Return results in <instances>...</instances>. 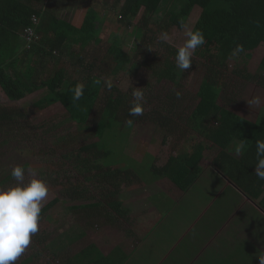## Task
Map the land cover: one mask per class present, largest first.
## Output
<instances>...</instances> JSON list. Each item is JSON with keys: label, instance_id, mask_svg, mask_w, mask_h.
Here are the masks:
<instances>
[{"label": "trees", "instance_id": "16d2710c", "mask_svg": "<svg viewBox=\"0 0 264 264\" xmlns=\"http://www.w3.org/2000/svg\"><path fill=\"white\" fill-rule=\"evenodd\" d=\"M48 1L0 0V87L12 101L24 100L45 89L48 92L45 99L48 105L61 104L66 111L68 123L83 125L77 133L71 134L63 142H66L67 149L72 145L85 143L78 148L74 163L85 180H76L75 184L70 179L64 187L71 199L84 200L87 193L80 188L91 177L99 180L102 185L101 200L75 207V210L82 211L90 219L104 218L111 225L116 221L128 222L130 212L123 206L120 191L124 186L140 184L141 180L131 170L113 168L105 163L97 164L96 161L103 162L111 156V152L101 146L107 133L118 124L121 128L132 126L140 115H129L132 102L128 100V93L113 86L110 89L106 86L108 95L100 108V88L104 84L102 77L94 75L96 65L86 64L82 56L89 47L103 44L96 29L98 11L93 3L104 0L85 1L71 21L53 15L46 8ZM113 1L122 4V22L127 25L136 24L148 32L153 31L151 25L155 23L152 22L154 17L163 11L164 6L168 7V0ZM197 6L201 8V14L192 31L199 30L205 39V43L198 48L205 49L208 53L215 48L217 53L209 54L211 56L208 58L209 64L206 63L205 76L193 97L195 105H192L189 115L181 118L183 126L178 129L184 137H189L185 148L169 157L161 167H153L156 175L153 178H166L181 191L187 192L201 176V165L207 161L208 152L214 150L213 167L249 198L258 202L264 210V180L254 173L257 163L256 141L264 140V106L257 120L252 122L220 105L221 100H227L224 72L228 69L229 62L237 61L241 56L264 45V0H173L167 9V17L155 24L157 29H184ZM33 17L40 20L37 27L38 39L28 50L23 34L26 29L34 27ZM71 43L79 49L80 55L73 51L67 53L68 44ZM237 45H242L243 51L233 55ZM166 48L169 46L166 45ZM66 56L73 60L78 56L74 66L71 61L61 64ZM47 57L50 64L47 63L45 68L46 73H49L41 79L40 72L44 71L43 65ZM127 60L129 59L122 43L116 40L109 45L102 64L106 66L108 74L110 70L124 66ZM52 66L56 70L49 71ZM70 67H74L77 72H71ZM187 75L188 71L172 64L163 77L180 89ZM244 78L264 90V55L258 74ZM77 84L84 85L83 96L74 100L73 90ZM45 100L37 105L42 106ZM163 118L161 125L173 124L170 118ZM128 120H132L131 125ZM22 128H28L29 131L46 130L49 129V124L32 126L21 107L0 106V134L21 135ZM26 132L24 130L23 134ZM97 138L98 142H89ZM3 143H6L4 139ZM240 144L244 147L238 154L236 147ZM83 172L86 173L82 174ZM58 203L59 199H54L44 207L40 218ZM128 225L133 226L130 222ZM126 258L124 252L117 248L109 255L95 260L94 264H124ZM67 261L71 264V260Z\"/></svg>", "mask_w": 264, "mask_h": 264}, {"label": "rangeland", "instance_id": "374dc122", "mask_svg": "<svg viewBox=\"0 0 264 264\" xmlns=\"http://www.w3.org/2000/svg\"><path fill=\"white\" fill-rule=\"evenodd\" d=\"M69 1L76 0H67L65 3ZM172 2L173 0H168L166 5L170 7ZM93 5L98 11L96 29L103 44L89 47L82 56L86 64L96 65L94 75L98 74L102 77L104 84L100 88V108L108 95L105 83H110L111 86L128 93L130 103L133 100L134 90L140 89L144 94L143 113L138 121L124 128L118 124L109 131L101 146L109 150L111 156L103 162L96 161L97 164L105 163L113 168L131 170L132 174L141 180L140 184L124 186L120 191L123 206L130 212L129 217L132 215V219L136 218L134 221L137 222V228L130 227L125 221H116L111 225L104 218L90 219L87 214L75 210V207L101 200L102 185L99 180L91 176H89L91 180L80 188L82 192L86 190L84 192L87 193V197L84 200L71 199L64 187L70 179L75 184L76 180H85V176L74 167L78 148L85 143L72 145L67 149L66 142H63L71 134L77 133L83 125L68 123L66 111L61 104L48 105L45 100L48 92L45 89L24 100L12 101L0 87V106L21 107L27 113L32 126L49 124V129L46 130L29 131L28 128H22L21 135L0 134V190L16 186L11 171L14 167L21 166L25 169L32 168L37 172L36 177L26 172L25 183L36 178L43 180L48 186L49 193L42 202V209L54 199H59V203L39 219L38 232L31 236L30 245L14 264H70L67 259L71 260V264H94L95 260L109 255L117 248L130 254H125L127 258L124 264H128V257L129 264L156 263L155 259L151 262L149 257L150 253L153 256V250L146 249L142 255L140 254L143 243L138 240L150 229L148 226L153 218L151 202H174L170 197L160 194L166 191L167 195L173 197L175 186L166 178H161L159 184L152 183L156 178L152 167L156 168L166 163L169 157L175 156L185 148L186 139L189 140V137H184L178 129L183 126L181 118L189 115L192 105H195L193 97L196 96L205 76L206 63L209 64L208 58L211 56L209 54H216L217 50L213 48L208 53L205 49L197 48L193 53L191 67L186 70L187 78L182 88L177 89L163 77V74L170 65H177L176 52L188 39L186 32L192 31L200 17L201 8L198 6L194 8L184 29L173 27L163 31L157 29L155 24L160 23L168 15L166 13L168 7L164 6L163 11L152 20L155 22L151 25L153 31L148 32L136 24L127 25L120 20L122 4L113 0H104ZM65 17L70 19L69 15ZM162 32H167L170 39L161 41L159 36ZM116 40L122 43L129 60L124 66L110 70L106 74L108 71L102 61L109 45ZM166 45L169 48H166ZM67 48L68 53L72 51L73 46L68 44ZM263 55L264 45L246 56H241L237 61H230L228 69L224 72L227 100H221L220 105L252 122L257 120L264 106V90L244 77L258 74ZM67 56L63 58L61 64L71 61L74 66L73 63H76L77 59L73 60ZM49 60V58L45 59L44 71L40 72L41 79L49 73H46L45 68ZM75 68L69 69L75 73L77 72ZM52 70L56 68L52 66L49 71ZM254 98H259L258 104L250 103ZM44 100L42 106L37 105ZM163 117L170 118L173 124L161 125L160 121L164 119ZM24 130H27L25 134H23ZM3 139L6 143H3ZM98 141L97 138L89 142ZM213 151L208 152L207 161L202 163V173L195 186L201 185V180L211 177ZM84 173L86 172L82 174ZM207 181L203 182L204 190L199 191L195 199L190 197L186 199L198 203L203 202L201 198L210 197L211 183ZM227 191L230 192L227 200L233 199L236 193L230 189ZM226 198V195L222 196V200ZM177 204L180 210L182 205ZM167 236L166 232L164 237Z\"/></svg>", "mask_w": 264, "mask_h": 264}, {"label": "crops", "instance_id": "0c3cea01", "mask_svg": "<svg viewBox=\"0 0 264 264\" xmlns=\"http://www.w3.org/2000/svg\"><path fill=\"white\" fill-rule=\"evenodd\" d=\"M65 1L49 0L46 8L56 17L71 21L85 1L93 2ZM64 15H69L70 19ZM72 51L80 55L75 46ZM210 176L208 181L201 180V185H194L187 192L173 184V197L166 191L161 192L160 195L170 197L176 203L151 202L153 218L148 226L150 229L138 240L143 243L141 255L146 249L153 250V256L150 253L149 257L151 262L155 259V264H259L258 257L264 256V210L213 167ZM159 181L154 179L152 183L159 184ZM204 181L211 183V196L201 198L203 202L198 203L186 199H195L198 192L204 190ZM229 189L236 193L231 200H227ZM224 195L226 200H222ZM177 203L182 205L180 210ZM131 217L128 222L133 226L130 227L137 228L136 218ZM166 232L168 236L164 237ZM129 260L128 257V264Z\"/></svg>", "mask_w": 264, "mask_h": 264}, {"label": "clouds", "instance_id": "9594fccd", "mask_svg": "<svg viewBox=\"0 0 264 264\" xmlns=\"http://www.w3.org/2000/svg\"><path fill=\"white\" fill-rule=\"evenodd\" d=\"M188 39L182 47H179L175 60L181 70H187L192 65L194 51L205 43L204 35L199 30L187 31ZM161 41L170 39L167 32H162L159 36ZM243 46L237 45L233 55L242 52ZM99 83V81H97ZM106 86L110 89L111 84ZM84 85L77 84L74 88V100H79L83 96ZM179 95V93H177ZM133 100L129 110L132 117L143 113L144 94L140 89L132 92ZM250 103H259V98H254ZM132 120H128L131 125ZM243 144L236 147L239 154ZM257 163L255 175L264 180V140L256 141ZM37 176V172L21 166H16L11 171L12 178L16 181V186L7 190H0V264H14L15 261L25 252L31 242V236L39 230L42 202L49 193L48 186L41 179L33 178L25 183V175ZM259 264H264V256H259Z\"/></svg>", "mask_w": 264, "mask_h": 264}, {"label": "built area", "instance_id": "2783aa9c", "mask_svg": "<svg viewBox=\"0 0 264 264\" xmlns=\"http://www.w3.org/2000/svg\"><path fill=\"white\" fill-rule=\"evenodd\" d=\"M34 27H30L24 31L23 38L26 43V48L28 50L31 49L33 44L37 41L38 35H37V27L39 26L40 20L37 17H33L32 19Z\"/></svg>", "mask_w": 264, "mask_h": 264}]
</instances>
